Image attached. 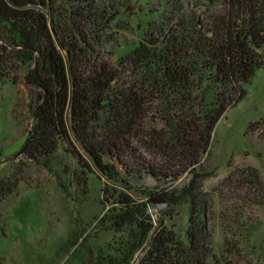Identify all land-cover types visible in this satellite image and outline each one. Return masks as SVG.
Returning <instances> with one entry per match:
<instances>
[{"label":"trees","instance_id":"16d2710c","mask_svg":"<svg viewBox=\"0 0 264 264\" xmlns=\"http://www.w3.org/2000/svg\"><path fill=\"white\" fill-rule=\"evenodd\" d=\"M199 1H180L172 26L153 27L111 63L98 47L113 3L0 0L2 53L29 65L37 92L24 154L52 158L63 143L106 179L103 202L112 206L100 224L123 236L94 264H131L144 246L136 264H261L246 253L256 249L248 238L257 228L252 206L264 202L260 171L237 167L216 187L226 236L215 256L214 196L202 189L209 173L201 170L219 119L264 65V0ZM156 118L160 127L149 123ZM21 179L0 180V201ZM185 198L187 239L166 224L167 209L157 218L150 211Z\"/></svg>","mask_w":264,"mask_h":264},{"label":"rangeland","instance_id":"374dc122","mask_svg":"<svg viewBox=\"0 0 264 264\" xmlns=\"http://www.w3.org/2000/svg\"><path fill=\"white\" fill-rule=\"evenodd\" d=\"M113 3V20L108 38L100 49L105 60L116 63L136 46L153 27L177 21L180 1L190 6L199 0H104ZM174 22V21H173ZM156 24V25H155ZM0 180L13 173L22 179L15 190L0 201V264H94L96 258L115 248L123 235L104 227L100 219L112 204L104 203L106 179L87 168L61 143L52 158L31 159L24 145L31 137L37 92L29 82V65L2 53L0 47ZM245 96L219 119L212 144L202 166L209 173L202 189L214 196L210 220L213 252L225 249V231L220 214L224 203L216 187L237 167H256L264 178V65L244 83ZM150 124L160 127L158 118ZM255 128V129H254ZM254 129V130H253ZM27 145V144H26ZM189 177L183 176L180 182ZM149 185L156 181L149 177ZM190 202L150 208L157 218L161 211L166 224L187 239ZM257 228L249 243L254 252L247 256L264 264V202L252 206ZM114 252V250H113ZM212 259V257H210Z\"/></svg>","mask_w":264,"mask_h":264},{"label":"water","instance_id":"95a60500","mask_svg":"<svg viewBox=\"0 0 264 264\" xmlns=\"http://www.w3.org/2000/svg\"><path fill=\"white\" fill-rule=\"evenodd\" d=\"M28 141H29V138L27 139V141H26L24 147L26 146V144L28 143ZM164 205H165V204H157V208H161V207H163ZM145 249H146V246H144V247H143V248L137 253L135 259L133 260V262H132L131 264H136V263H137V261L139 260L141 254L143 253V251H144Z\"/></svg>","mask_w":264,"mask_h":264}]
</instances>
